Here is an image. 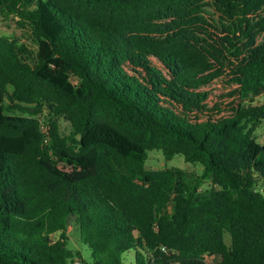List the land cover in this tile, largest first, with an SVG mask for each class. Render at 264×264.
<instances>
[{"label":"trees","instance_id":"trees-1","mask_svg":"<svg viewBox=\"0 0 264 264\" xmlns=\"http://www.w3.org/2000/svg\"><path fill=\"white\" fill-rule=\"evenodd\" d=\"M0 22V264H69L72 224L90 264H264V0H0Z\"/></svg>","mask_w":264,"mask_h":264},{"label":"rangeland","instance_id":"rangeland-1","mask_svg":"<svg viewBox=\"0 0 264 264\" xmlns=\"http://www.w3.org/2000/svg\"><path fill=\"white\" fill-rule=\"evenodd\" d=\"M0 33L1 34H15L20 35L19 32L16 31L15 25L13 22H0ZM264 93V88L252 92L253 96L257 99V101L261 100L262 95ZM61 130L63 133L69 132V123L61 120L60 121ZM256 136L258 142L264 143V123L257 130ZM180 168L187 170L189 172H193L196 174H201L202 169L198 165H192L187 163L184 158L180 155L175 156L173 159H166L165 155L160 150H151L148 152V160L145 164V168L147 170H162L169 168ZM210 187V184H205L203 189H207ZM68 249L71 250L75 254V258L73 261L71 260L69 264H83L82 261L86 262L84 264H90L92 262V253L91 250L81 242L79 233L77 228L72 224L68 228ZM225 239L227 244H230V235L226 234ZM134 252L130 251L124 255V261L126 264H134ZM210 264H219L220 258L218 256H213L207 258Z\"/></svg>","mask_w":264,"mask_h":264}]
</instances>
